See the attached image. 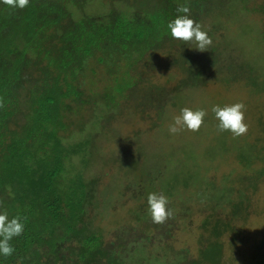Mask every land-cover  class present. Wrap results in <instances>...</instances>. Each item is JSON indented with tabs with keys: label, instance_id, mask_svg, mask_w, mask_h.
Here are the masks:
<instances>
[{
	"label": "trees",
	"instance_id": "trees-1",
	"mask_svg": "<svg viewBox=\"0 0 264 264\" xmlns=\"http://www.w3.org/2000/svg\"><path fill=\"white\" fill-rule=\"evenodd\" d=\"M93 1L30 0L26 8L16 10L0 3V211L7 210L9 218L20 215L25 224L22 236L11 241L13 255L0 256V264H232L228 252L244 240L240 222L257 228L264 221V203L257 195L251 198L264 178L262 168L238 172L234 178L227 175L223 184L204 180L200 188L194 186V199L201 203L204 198L206 203L201 207L211 208L201 224L207 235L199 239L197 254H191L189 247L176 248L173 235L169 233L168 237L163 232L165 223H153L143 206L136 208L137 202L131 206L132 222L123 224L107 240L91 227V222L100 203L108 205V200L101 197L102 193L108 194V188H102L101 180L84 173L93 163L91 147L95 138L86 134L70 139L66 135L71 125L69 117L89 105L92 110L84 116L100 133L106 129L100 123L108 122V111L111 114L123 110L125 105L120 99L132 100L144 83L136 75V64L149 60L162 47L171 51L173 65L186 73L185 80L198 84L195 81L199 76L191 66L200 62L202 54L192 51V43L173 39L166 25L178 15V6L189 7L190 17L197 20L202 7L214 8L220 1L101 0L105 1L102 10L91 9ZM116 5L122 17L115 14ZM210 13L207 8V15ZM216 26L219 25L214 24V29ZM207 50L205 73L215 68L221 58L216 47ZM96 51L102 55L93 57ZM92 57L103 64L110 76L100 87H95ZM181 81L185 86L186 82ZM86 82L92 89L95 87L90 93ZM221 82L215 97L222 95L223 89L228 91L234 78L227 75ZM226 102L219 105L223 107ZM142 104L136 102L132 108L142 112ZM207 109L214 118L212 105ZM20 115L24 117L21 123ZM15 117L11 129L8 125ZM260 124L264 126V117ZM223 134L227 138V133ZM225 140L220 139L223 147L219 151L227 148ZM236 148L238 161L246 169L252 167L260 152L264 153V147L255 152L243 145ZM133 152L124 151L116 159L122 178L140 165ZM214 152L213 147L203 154L213 158ZM75 156L77 162L73 160ZM191 159L198 166L195 162L190 170H202L198 158ZM184 162L177 165L174 173L182 171L185 164L189 166L190 161ZM145 176L148 181L142 189L138 186L143 181L137 186L127 183L123 193L142 195L153 184L150 175ZM164 177L161 174L159 182ZM180 181L167 186L162 183L167 193L163 195L170 199L171 190ZM154 190H148L146 195ZM112 196L122 200L118 193ZM169 209L173 213L170 224H174L176 209ZM250 260L246 264H264V240Z\"/></svg>",
	"mask_w": 264,
	"mask_h": 264
},
{
	"label": "rangeland",
	"instance_id": "rangeland-1",
	"mask_svg": "<svg viewBox=\"0 0 264 264\" xmlns=\"http://www.w3.org/2000/svg\"><path fill=\"white\" fill-rule=\"evenodd\" d=\"M217 1H222V6L217 2L214 8L202 7L200 16H197L199 19L195 20L211 37L213 43L210 47H216L217 53L221 56L217 66L205 73L207 55L204 54H208L209 50L200 52L192 43V51L202 54L200 62L196 63V66H191L193 73L199 76L195 81L198 84L191 85L185 80L186 73L173 65L171 51L162 47L149 60L136 64V75L144 83L141 82L142 87L136 97L134 93L132 100L120 99L125 105L123 110H115L110 114L109 108L101 105L108 111V122L100 123L106 126L101 133L94 128V123L89 117L84 116L92 110L91 105L83 107L69 117L71 125L66 135L70 139H79L86 134L92 139L95 138L94 146L91 147L93 163L84 170V173L87 177L101 180L102 188H108V194H101L102 199L108 200V205L103 207L100 203L101 208L95 212L96 218L91 222V227L102 233L107 240L111 239L112 233L119 230L123 224L132 222V204L137 202L136 208L143 206V209L147 210L145 206L148 190L155 189L150 193L167 194L162 188V183L167 186L182 180L184 184L180 181L171 190L172 195L168 199V207L174 206L176 210L173 212L177 213L174 224H170L173 220L172 215L165 222L163 232L168 237L169 233L173 235L171 240L176 248L189 247L191 254H197L199 239L207 235L201 224L211 208L201 207L206 203L204 198L201 203L194 199L193 195L197 192L194 186L200 188L204 180L205 183L215 180L216 183L223 184L227 175L234 178L238 172L250 173L261 168L264 175V153L260 152L252 167L246 169L243 163H239L238 148L235 149L243 145V148H253L255 152L257 148L264 147V126L260 124L261 117H264V0ZM103 2L105 1L94 0L90 8L102 10ZM207 8L211 11L209 15ZM115 14L117 17L124 15L119 5L115 6ZM214 24L219 26L214 29ZM240 32L242 38H239ZM99 55H102V52L96 51L93 57ZM93 57L90 60V67L95 69L93 74L96 80L95 87H100L106 84L105 81L109 80L110 76L103 64L95 61ZM227 75L234 78V85L228 84L231 88L228 91L223 89L222 95L215 97L214 92L219 91V86L223 84L221 78ZM180 79L186 82L185 90L176 92L175 87ZM85 88L89 93L94 90L87 82ZM225 96H228V99L222 100L221 98ZM222 101H227L226 104L244 103L247 134L233 137L230 132L225 131L226 138L224 132L220 133L217 130L215 115L214 118L209 115L210 107L207 109V106L221 105ZM136 102L143 103L142 112L140 109L132 108ZM23 107L24 105H21L20 109ZM183 107L206 111L200 132L186 129L177 134L169 132L173 117L178 115ZM16 120L15 117L8 125L11 129L15 126ZM23 121L24 117L20 115L18 122ZM19 131L22 133L21 127ZM220 139L226 142L225 150H218L219 147H223ZM138 143H141V146ZM213 147L217 151L214 152L213 158L209 154H203ZM185 148L186 152L180 150L185 151ZM127 150L134 151L133 154L139 159L140 165L136 169L131 168L122 178L115 162L117 157H121ZM242 151L243 149L240 150ZM196 157L202 170L193 173L190 169L191 166H195L196 160L191 158ZM73 160L77 162L78 158L75 156ZM184 160L190 161L189 166L185 164L187 168L174 173L178 170L177 165L185 163ZM196 164L198 166L197 162ZM145 174L150 175L149 181L154 185L147 187L142 195H134L133 191L123 193L127 183L137 186L143 181V184L138 186L142 189L144 183L148 181ZM161 174H165V177L159 182ZM259 185L258 193L253 194L251 198L257 195L264 203V178L259 180ZM117 193L122 196V200L112 196ZM240 225L244 229V240L239 242L235 250L232 248L228 252L227 258L233 259L232 264H246L251 261V257L259 251L260 242L264 240V221L257 228L245 221L240 222Z\"/></svg>",
	"mask_w": 264,
	"mask_h": 264
},
{
	"label": "clouds",
	"instance_id": "clouds-1",
	"mask_svg": "<svg viewBox=\"0 0 264 264\" xmlns=\"http://www.w3.org/2000/svg\"><path fill=\"white\" fill-rule=\"evenodd\" d=\"M30 0H0V3L9 8L24 9L29 5ZM178 15L170 20L166 27L170 35L175 40L184 43H194L196 50L200 52L207 51L213 41L206 31L202 29L199 22L195 21V17H190V8L187 6H178L176 9ZM176 92L184 89L181 79L175 87ZM3 106L0 101V107ZM218 121L217 130L219 132H230L233 137H239L247 134L248 125L245 123V105L243 102L226 104L223 107L214 105L211 109ZM206 111L203 109H191L183 107L180 113L173 117V122L169 125V132L177 134L182 130L198 132L204 123ZM168 197L162 193L152 192L147 196V211L151 220L155 224H163L173 213L168 207ZM25 224L20 215L9 218L7 210L0 211V256L10 257L15 249L11 241L22 236Z\"/></svg>",
	"mask_w": 264,
	"mask_h": 264
}]
</instances>
